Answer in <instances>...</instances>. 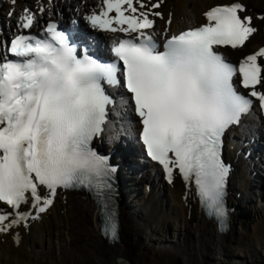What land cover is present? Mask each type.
<instances>
[{"label": "snow or ice", "instance_id": "6c2138e0", "mask_svg": "<svg viewBox=\"0 0 264 264\" xmlns=\"http://www.w3.org/2000/svg\"><path fill=\"white\" fill-rule=\"evenodd\" d=\"M102 3L105 7L87 19L93 27L129 37L112 48L117 62L102 63L86 52L78 56L55 23L46 26L47 39L20 34L4 45L19 59H0V202L11 209L0 208V233L38 219L54 203L58 188L87 187L98 195L111 190L115 168L90 144L103 131L113 103L103 83L120 84L118 72L140 118L147 155L162 165L170 183L174 169L185 181L194 177L202 205L220 221L227 219L229 169L221 158L222 138L250 111L252 97L264 109V91L256 90L264 82L259 62L264 47L237 67L213 45L242 47L257 31L252 17L240 15V3L216 6L204 14L209 23L170 36L165 32L159 44L157 34L147 30L155 24L150 16H161L155 9L162 0ZM18 20L29 29L35 13L25 9ZM237 74L250 90L247 95L233 84ZM23 205L37 215L22 211ZM106 231L115 237L114 221Z\"/></svg>", "mask_w": 264, "mask_h": 264}, {"label": "bare ground", "instance_id": "6f19581e", "mask_svg": "<svg viewBox=\"0 0 264 264\" xmlns=\"http://www.w3.org/2000/svg\"><path fill=\"white\" fill-rule=\"evenodd\" d=\"M28 1L22 0L24 4ZM219 1L234 0H163L158 9L163 18L158 22L162 29L184 27L201 20V13ZM241 1L257 13L264 11V0ZM85 2L90 4L91 0ZM68 4L75 7L74 12L83 7L77 0L63 5ZM1 8L2 26H15L18 9L7 17L1 16ZM2 18H6L5 23ZM256 25L257 32L246 43L245 53L264 45V19ZM114 118L116 122L105 128L103 144L121 151V158L129 161L125 167L132 164L129 170L135 174L125 172L120 185L118 241L109 243L102 237L99 210L87 196L76 191L58 192L54 203L38 219L28 220L1 236L0 264H264V172L262 187L256 189L250 171L237 159L239 180L230 183L229 201L240 209L235 208L229 231L220 235L215 224L202 216L192 187H185L180 179L175 178L169 185L157 181L159 195L141 189L156 178L151 173L139 176L145 166H141L140 156L138 162L133 155L141 149L132 137L137 121L127 116L126 107L117 108ZM253 118L250 113L243 124ZM252 189L256 191L251 201L253 211L242 201L243 197L251 200L248 192Z\"/></svg>", "mask_w": 264, "mask_h": 264}, {"label": "rangeland", "instance_id": "374dc122", "mask_svg": "<svg viewBox=\"0 0 264 264\" xmlns=\"http://www.w3.org/2000/svg\"><path fill=\"white\" fill-rule=\"evenodd\" d=\"M141 189H142V187H141ZM143 190V189H142ZM246 206H248L249 208H250V210H254V208L252 207V206H249V205H246ZM238 260V259H237ZM238 262V261H237Z\"/></svg>", "mask_w": 264, "mask_h": 264}, {"label": "water", "instance_id": "95a60500", "mask_svg": "<svg viewBox=\"0 0 264 264\" xmlns=\"http://www.w3.org/2000/svg\"><path fill=\"white\" fill-rule=\"evenodd\" d=\"M235 260H237V259H235Z\"/></svg>", "mask_w": 264, "mask_h": 264}]
</instances>
